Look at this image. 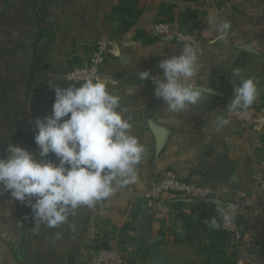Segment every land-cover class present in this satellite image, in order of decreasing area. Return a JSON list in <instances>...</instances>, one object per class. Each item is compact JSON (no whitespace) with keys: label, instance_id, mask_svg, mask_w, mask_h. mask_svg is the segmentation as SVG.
I'll return each mask as SVG.
<instances>
[{"label":"crops","instance_id":"obj_1","mask_svg":"<svg viewBox=\"0 0 264 264\" xmlns=\"http://www.w3.org/2000/svg\"><path fill=\"white\" fill-rule=\"evenodd\" d=\"M119 1L0 0V158L9 143L38 155L34 121L52 114L50 81L62 88L74 84L63 74L85 63L99 40L107 41L108 52L98 76L121 97L132 134L145 147L134 182L79 207L58 228L41 225L34 232L31 208L10 193L0 195V264H89L102 246L129 254L123 264H164L174 244L186 241V230L197 232L213 211L220 222L222 203L237 199L239 235L226 241L220 264H264V0H139L142 11L127 29L112 13ZM210 18L231 23L225 40L216 39ZM160 21L192 34L200 63L195 81L212 90L185 112L169 113L152 80L138 79L139 71L162 77L160 61L183 47L173 34L153 36L152 25ZM245 42L254 51L241 49ZM237 68L240 76L233 75ZM241 77L258 88L248 122L227 111ZM217 116L230 123L217 130ZM150 124L165 132L159 151ZM48 159L58 163L54 155ZM167 169L208 185V203L167 195L157 214L142 211L140 193Z\"/></svg>","mask_w":264,"mask_h":264},{"label":"clouds","instance_id":"obj_2","mask_svg":"<svg viewBox=\"0 0 264 264\" xmlns=\"http://www.w3.org/2000/svg\"><path fill=\"white\" fill-rule=\"evenodd\" d=\"M210 22H216L215 18H210ZM216 23V39L223 41L231 23ZM159 68L162 77L139 71L138 79L152 80L155 97L162 99L169 113L185 112L200 104L206 89L195 81L200 63L191 42H184L178 55L162 59ZM240 74V69H233L234 76ZM77 85L62 88L50 81L55 92L52 114L34 121L38 155L9 143L7 156L0 158V195L10 193L12 199L31 208L36 233L41 225L58 228L79 207H92L134 182L137 165L145 152L144 145L132 134L133 126L121 97L109 90V81L95 76ZM257 96L255 81L241 77L227 111L246 110ZM229 123L225 116L216 117L217 130ZM50 154L58 163L48 159ZM233 211L218 209L226 223L232 222ZM206 223L211 228L220 227L215 218ZM61 238L62 234L57 232L55 239Z\"/></svg>","mask_w":264,"mask_h":264},{"label":"built area","instance_id":"obj_3","mask_svg":"<svg viewBox=\"0 0 264 264\" xmlns=\"http://www.w3.org/2000/svg\"><path fill=\"white\" fill-rule=\"evenodd\" d=\"M153 36L173 34L179 42H193L194 37L188 32L181 30L173 31L169 22L160 21L152 25ZM108 43L106 40H99L91 46L87 61L82 64L72 66L63 77L71 83H83L85 79L98 76L102 66L107 60ZM250 108L231 112V115L241 121L248 122L252 119ZM180 196L194 200H206L211 195V189L208 185L185 181L172 169L165 170L158 179L151 182L149 188L139 197L143 202L142 211L157 214L160 210L161 202L165 196ZM243 196V195H241ZM221 208L234 209L233 220L226 223L221 220L220 227L222 230L229 232L233 239L239 235V200H225ZM233 243V240H232ZM121 251L115 247H99L93 251L92 264H119Z\"/></svg>","mask_w":264,"mask_h":264},{"label":"trees","instance_id":"obj_4","mask_svg":"<svg viewBox=\"0 0 264 264\" xmlns=\"http://www.w3.org/2000/svg\"><path fill=\"white\" fill-rule=\"evenodd\" d=\"M140 11H142V7L139 8V0H120L119 3L113 8V12L112 13L117 15L116 17L121 21V24H122L123 28L127 29L137 19L139 13H141ZM173 197H179V198H182L184 200L201 202V204H204L205 203L204 201H206V200H194V199H189V198L180 197V196H173ZM207 203L208 202L206 201V204ZM212 214H214V218H217L218 213H215V211H213ZM218 223L219 224L221 223V218H220V222H218ZM207 225H208L207 223H204V222L201 221V223L199 225V229H197V232H195V228L194 229H190V230H186L185 239H187L188 241H190V240L192 241V238H191L192 235L199 236V238H201L202 235H200V234L202 232L206 233L204 229L207 227ZM208 228H211V227H208ZM217 229H218V232L220 234V237L222 238V243L220 245L221 249H217L216 250L214 244L210 245V243H208V240H213L212 237H210V235L208 237L203 236V237L208 239L207 242L206 243H201L200 246L196 249V252L199 253V254H201L203 252L205 253V256H206V258L208 260L207 262H211V260L213 261V262L208 263V264H220L219 262L221 261V258L213 259V255H221L222 254L223 250L227 246L226 245V241L227 240H229V242L231 243L232 235L229 232H226V231L222 230L221 227H219ZM206 234L208 235V233H206ZM157 244H159V242H157L155 244V246H157ZM102 247H106V246H102ZM202 250H203V252H201ZM205 251H207V252H205ZM217 252H218V254H217ZM210 256H211V258H210ZM151 259H154L155 261L158 260L156 258V255L155 256L152 255Z\"/></svg>","mask_w":264,"mask_h":264},{"label":"rangeland","instance_id":"obj_5","mask_svg":"<svg viewBox=\"0 0 264 264\" xmlns=\"http://www.w3.org/2000/svg\"><path fill=\"white\" fill-rule=\"evenodd\" d=\"M206 231H207L208 235H210V237H212L213 240H208L207 238H205L203 236L201 238H199V236L192 235V237L194 236V238H192V241L191 240L188 241L186 239V241L178 243L179 245L174 244V246L176 248L173 250V256H170L168 258V262H166L164 264H208V263L213 262L212 260H211V262H207L208 260L205 256V253L203 252V250L201 252H203L204 254L203 253L199 254L196 252V249L200 246V244L206 243L207 240H208V243H210V245L214 244L216 250L221 249L220 245L222 243V238L220 237L218 229L217 228H208L205 230V232ZM205 252H207V251H205ZM217 254H218V252H217ZM128 256H129V254L121 253L119 264H123L125 261L129 260V259H127ZM210 258H211V256H210ZM216 258H222V256L221 255H213V259H216ZM89 264H92V260L91 261L89 260Z\"/></svg>","mask_w":264,"mask_h":264},{"label":"water","instance_id":"obj_6","mask_svg":"<svg viewBox=\"0 0 264 264\" xmlns=\"http://www.w3.org/2000/svg\"><path fill=\"white\" fill-rule=\"evenodd\" d=\"M241 49L245 50V51H254V49L252 48V45L249 42H245L242 46ZM206 89V91L210 90L206 87H203ZM212 91V90H211ZM150 127L152 129V132L155 135V141H156V149L157 151H159L165 142V132H163V130L158 129V127L154 126L153 124H150Z\"/></svg>","mask_w":264,"mask_h":264}]
</instances>
